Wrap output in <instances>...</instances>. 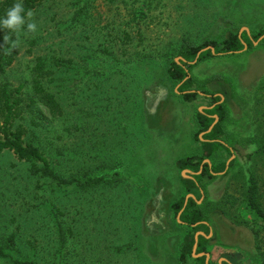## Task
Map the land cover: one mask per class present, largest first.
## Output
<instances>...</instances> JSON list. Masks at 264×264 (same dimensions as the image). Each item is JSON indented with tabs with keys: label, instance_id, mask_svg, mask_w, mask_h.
<instances>
[{
	"label": "rangeland",
	"instance_id": "rangeland-1",
	"mask_svg": "<svg viewBox=\"0 0 264 264\" xmlns=\"http://www.w3.org/2000/svg\"><path fill=\"white\" fill-rule=\"evenodd\" d=\"M88 1L72 20L75 0H41L32 9L37 32L20 33L1 77L29 89L36 59L51 63L47 89L62 113L38 111L35 125L23 113L16 119L23 140L60 175L102 180L82 189L59 186L0 151V244L13 234L11 257L34 264H201V257L202 264H264V227L256 245L237 170L254 150L247 138L257 123L264 132V44L254 43L261 35L252 47L217 54L188 72L193 88L205 80L203 89L226 110L218 136L224 146L202 161L212 177L202 178L201 193L181 185L184 169L176 161L201 156L195 112L210 97L184 101L165 72L183 42H219L232 32L251 37L264 29V0ZM231 159L235 166L225 173ZM263 162L256 168L264 209ZM186 195L205 214V225L193 231L172 208ZM55 218L65 231L62 245ZM191 232L193 240L205 235L203 252L191 248L181 261V241ZM0 264L12 263L0 258Z\"/></svg>",
	"mask_w": 264,
	"mask_h": 264
},
{
	"label": "trees",
	"instance_id": "trees-1",
	"mask_svg": "<svg viewBox=\"0 0 264 264\" xmlns=\"http://www.w3.org/2000/svg\"><path fill=\"white\" fill-rule=\"evenodd\" d=\"M41 0H23L25 12L28 9L35 8ZM88 0H75L76 9L72 14L71 19L76 20L79 14L83 12V3ZM16 0H0V18H3L6 10L15 3ZM83 2V3H82ZM89 2V1H88ZM82 3V4H80ZM264 33V29H261L251 37L246 33L239 34L237 32L228 33L225 38L219 42L212 40L202 41L199 43H187L183 42L175 52L177 58L176 61L170 60L167 63L165 72L166 75L175 83L176 91L184 101H192L197 94L208 95L210 97V103L208 106L195 112V118L199 125L198 133L201 132L202 136L198 139L201 148V156L180 158L176 161V167L180 170L189 169L191 174H187L189 177H179L181 185L186 190L195 189L199 193L203 190L202 178L204 176L211 178L212 174L206 163H203V159L206 156L211 155L217 147L224 146L222 141L218 138L222 133V122L226 117V110L224 103L219 102V97L213 95L211 92L203 89L205 80L200 81V84L195 85L200 89L193 88L194 79L192 76H187L188 72L196 65V63L206 60L217 54H231L242 49L243 44H246L247 48L252 47V43L260 35ZM7 34V30L0 29V45H2L3 37ZM14 34H12L13 38ZM258 43L264 44V35L258 41ZM7 49V52L5 51ZM14 50L9 45H5L4 48H0V151L9 150L14 156L29 163L28 172L32 175H37L41 178H46L48 181L53 182L59 186H72L78 189H82L87 186L98 184L102 180L99 176L77 178L73 176H62L57 173L50 165L48 160L39 150V148L31 141H24L23 134L24 128L20 123L16 122V119L21 118L23 113L30 115V125L37 124L35 122V116L38 113L44 111L50 117H56L62 113V108L59 99L47 89V83L50 79H47L49 75V65L51 63L45 61L42 58L36 59L32 67L29 69V89L25 87L22 82L17 85H13L1 77L4 67L8 66L12 61V53ZM57 64V63H56ZM212 78H220V75H214ZM217 84L224 87V84L217 81ZM259 87V86H258ZM219 89V91H222ZM39 111V112H38ZM38 112V113H37ZM260 112V111H259ZM216 116V122L212 127L207 130L214 120L213 116ZM260 122V121H259ZM260 124L257 123L254 132L247 138L248 141L254 143V150L251 153H247L246 166L244 169L238 168V174L241 170L242 191H241V203L243 208L251 215L253 222L245 221L249 225L251 233L254 236L256 245L261 240V231L264 227V209L261 206L260 192L257 174L256 163L260 158H264V132L260 130ZM264 164V162H263ZM224 164H216L214 168L219 169ZM235 166V160L231 159L228 162L227 170ZM173 211L179 212V221L181 224L186 225L192 231L198 225H205V214L202 208L196 203V199L193 197H187L184 203V198L177 199L172 204ZM57 229L58 244L62 245L66 239L65 231L59 220L55 218ZM193 233H187L184 235L181 244L179 257L181 261L184 257L191 253L193 245ZM205 243V235H197L196 250L203 252ZM15 247V238L13 234H9L4 240L3 244H0V258L9 260L12 264H34L30 260H16L11 257L10 250ZM259 248V247H258ZM199 263H203V257L198 258Z\"/></svg>",
	"mask_w": 264,
	"mask_h": 264
},
{
	"label": "clouds",
	"instance_id": "clouds-1",
	"mask_svg": "<svg viewBox=\"0 0 264 264\" xmlns=\"http://www.w3.org/2000/svg\"><path fill=\"white\" fill-rule=\"evenodd\" d=\"M0 29L7 30V34L3 37V44L9 45L11 49H17L20 44L19 35L23 31L25 35L34 34L38 30V25L35 20V13L33 10L28 9L25 12L23 0H16L11 7L6 10L3 18H0ZM12 34L15 39H12ZM7 52V49H5Z\"/></svg>",
	"mask_w": 264,
	"mask_h": 264
},
{
	"label": "water",
	"instance_id": "water-1",
	"mask_svg": "<svg viewBox=\"0 0 264 264\" xmlns=\"http://www.w3.org/2000/svg\"><path fill=\"white\" fill-rule=\"evenodd\" d=\"M239 34V33H238ZM264 35V33L254 42V43H256L257 41H259L261 38H262V36ZM177 59V58H176ZM176 61V60H175ZM220 102V101H219ZM202 108H205V107H202ZM213 118H214V120L212 121V123L210 124V126H209V128L207 129V130H209L211 127H212V125L215 123V121H216V116L214 115L213 116ZM186 172V173H185ZM187 174H191V172L190 171H188V170H186V169H184V170H182L181 171V176H183V177H189ZM188 196H190L191 197V195H186L185 196V198H184V203H185V201H186V198L188 197ZM179 215V212L177 213V216ZM201 234V233H200ZM196 239H197V233H195L194 234V242H193V247H192V251L195 249V247H196ZM205 256H207V254H204ZM205 264H206V262H205Z\"/></svg>",
	"mask_w": 264,
	"mask_h": 264
}]
</instances>
